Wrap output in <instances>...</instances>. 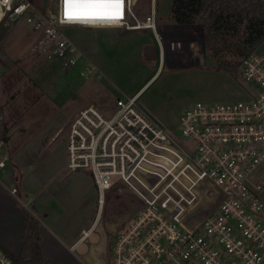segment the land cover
<instances>
[{
  "label": "built area",
  "instance_id": "built-area-1",
  "mask_svg": "<svg viewBox=\"0 0 264 264\" xmlns=\"http://www.w3.org/2000/svg\"><path fill=\"white\" fill-rule=\"evenodd\" d=\"M135 4L124 0L119 20L85 22L67 20L63 0H55L53 16L37 0H0V24L23 20L38 37L37 57L59 61L64 71L88 58L91 77L101 70L86 51L91 41L76 36L79 30L151 33L159 71L205 65L207 40L195 23L162 24L157 0L144 21ZM238 70L246 98L185 108L178 128L187 141L146 113L142 91L118 98L111 114L90 105L74 118L67 167L92 173L98 218L71 251L89 239L114 187L125 188L143 207L94 262L83 264H264V185L256 177L264 162V55H245ZM4 145L1 140L0 150ZM5 167L0 151V173ZM10 192L16 195L18 188ZM0 264H15L1 246Z\"/></svg>",
  "mask_w": 264,
  "mask_h": 264
},
{
  "label": "rangeland",
  "instance_id": "rangeland-1",
  "mask_svg": "<svg viewBox=\"0 0 264 264\" xmlns=\"http://www.w3.org/2000/svg\"><path fill=\"white\" fill-rule=\"evenodd\" d=\"M157 3L160 22L173 26L170 15L172 0H157ZM37 6L41 11L46 9L50 16L54 15L55 0H37ZM151 9L152 0H136L134 10L144 21H149ZM223 12L225 16L231 15L228 21L217 22L210 12L196 17L195 29L207 40L205 65H166L145 87L139 99L140 106L148 115L168 131L175 132L181 140H188L178 128L182 111L198 101L226 103L246 98V83L238 70L240 62L251 52L264 55V42L257 48L247 49L242 55L244 50L241 43L254 33L256 19L231 10ZM238 20L242 22L238 23ZM220 26L235 29L237 33L224 29L225 34H213L211 40L213 31L209 36L210 28ZM176 31L179 32V29ZM98 33L93 36L92 32L79 30L76 36L82 43L84 40L91 41L86 48L90 53L89 50H93L92 41L95 39L98 43L102 35ZM36 36L31 26L23 20H8L0 24V63L6 65L12 61L10 70L0 73V141L5 142L2 159L6 161V167L0 173V246L14 255L20 254L27 235V213H30L39 220L44 235L49 233L46 234V246L52 244L55 248L53 254L58 262L54 264L92 263L97 257L91 261L94 249L91 247L97 246L102 237L109 245L118 229L143 207L125 188L114 187L107 196L102 217L89 239L80 243L75 251H70L73 244L70 241L76 237L79 239L82 229H89L93 219L98 218V199H91V194L97 190L92 173H71L64 165L70 125L83 108L95 105L105 114H111L118 98L135 95L156 74V69H152L155 68L152 63L156 62V54L148 47L142 48L140 54L137 47L123 49V55L118 51L111 59L114 60L112 70L102 67L91 77L87 65L93 71L94 66L88 62V58L81 59L75 68L64 71L59 61L37 57L32 52ZM106 54L107 51L100 48L98 57L93 56L92 52L90 56L99 63ZM222 62L235 66L230 73L220 71L218 66ZM142 64H147L149 69ZM29 168L34 171L32 173L36 180L44 178L48 182L49 186L45 189L49 194L43 197L51 203L55 212L60 207L57 204L60 193L66 197L62 203H67V206L79 200H91L85 205V211L78 210L77 215L69 212V224L63 233L55 226L58 222L51 219L52 213L46 218L31 203L28 204L30 193L26 183L30 177ZM256 177L264 185V162ZM119 181V176L113 177V182ZM12 187L18 188L16 195L10 192ZM61 220L59 218V223L65 221L63 218ZM51 232L55 237H61L64 244L55 243ZM64 234H67V239L63 237Z\"/></svg>",
  "mask_w": 264,
  "mask_h": 264
},
{
  "label": "crops",
  "instance_id": "crops-1",
  "mask_svg": "<svg viewBox=\"0 0 264 264\" xmlns=\"http://www.w3.org/2000/svg\"><path fill=\"white\" fill-rule=\"evenodd\" d=\"M98 32H101V34H102L101 37L99 38V42L97 43L95 41V39H94V41H92L93 50L92 51L89 50V51H90V53L92 52V55L95 56V57L96 56L98 57L100 48H101V50L103 49V50L107 51V54L100 58V62L99 63L96 62L92 58V60L94 61L95 64L98 65L100 70L102 69V67H104V69H111V70L114 68V66H113L114 60H111V59L115 58V54H117L116 52H118V51H119V54L123 55L122 54V50L123 49H127L129 47H137L139 49V54H140L141 50H143L144 48L148 47V48H152L155 51V54H156V62L152 63V64L155 65V68H152V69H156L155 70L156 74L153 76V78H151V80H149L147 83H145V85L141 89H139V91H143L145 89V87L150 82H152V80L155 79L156 76L160 73V71L158 69V56H157V54H158L157 50L158 49H157L156 42L154 41V37H153V35L151 33L147 32V31H145V32H129V33H126V32H122L121 30L111 29V30H103V31L92 32L94 34L93 36H95L96 34H99ZM37 38L38 37L36 36V41H37ZM32 52H33V47H32ZM9 62H12V61H9ZM142 65L145 68H147V70L149 69L147 64L146 65L142 64ZM67 143H68V140H67ZM4 146L0 150L1 151V156H4ZM64 162H65L64 165H66L65 167L68 169V167H67V163H68L67 144H66V148H65V161ZM66 168H64V169L67 170ZM28 171L30 173L29 174L30 175L29 180L26 183L27 191L30 193L29 194L28 204L31 203V205L36 210H38L42 214H45L46 218H49L51 216L50 214L52 213L53 217L51 219H53L54 222H56V223L58 222L57 225L55 224V226L58 228V230L60 232L63 233L64 229L69 224V217H68L69 212H71V213L73 212V214L77 215L78 210L85 211V207H86L85 205H87L88 202H90L91 200L90 201H87L85 199L84 200H79L78 202L77 201L74 202L73 205L69 204L67 206V203H62V201L64 199H66V197L60 193L59 197H57V199L59 201V202H57V204L59 203L60 207L58 208V212H55L54 210H52L51 203L46 202V199L44 198V197H47L48 194H49L48 193V189L47 190L45 189L47 186H49L48 182L44 178L36 180L35 179L36 176H34L33 173H32V172H34V171H32V168H29ZM70 172L71 173H76V172H72V171H70ZM93 180H94V178H93ZM94 185H95V182H94ZM95 188H96V185H95ZM97 192L98 191L96 190L93 194H91V199H93V198L94 199L95 198L98 199ZM70 194L71 193L69 192L68 196H70ZM43 195H45V196L43 197ZM68 203H70V201H68ZM97 210H98V206H97ZM55 213H57V214L55 215ZM65 215H67V216H65ZM96 215H97V211H96ZM35 216H37V215L35 214ZM59 218H60V220H61V218H63L65 221L62 222V223H59V221H58ZM95 221H96V217L93 219V221L90 224V226L88 225L89 226L88 228H90L94 224ZM83 230H86V229H82V231ZM46 232H50V230L46 231ZM46 234H49V233H46ZM46 234L44 235V231H43L42 245H43L44 249L46 250V252H47V254L49 256V263L48 264H54L55 261L58 262V259L53 254V252H55L54 251L55 248L52 246V244H49V246H46L48 244V242H47L48 241V237H46ZM81 234H82V232H81ZM50 236H51L52 240H54V242L57 243L58 245H60V243L64 244V242L62 241L61 237L57 238V237L54 236V234L50 235ZM63 237L66 238V239L68 238L67 234H64ZM80 237H79V239H80ZM79 239H77V237L74 238L71 241L68 239L70 241V243H73L70 246V248H69L70 251H71V247L74 244H76ZM105 244L106 243L104 242V238L102 237L101 242L97 246L91 247L92 249L94 248L93 251H92V255H91V258H92L91 261H93L96 257H98V255L105 248ZM82 264H83V262H82Z\"/></svg>",
  "mask_w": 264,
  "mask_h": 264
},
{
  "label": "trees",
  "instance_id": "trees-1",
  "mask_svg": "<svg viewBox=\"0 0 264 264\" xmlns=\"http://www.w3.org/2000/svg\"><path fill=\"white\" fill-rule=\"evenodd\" d=\"M224 10H231L256 19L254 33L241 43L242 49L244 50L242 55L247 49L257 48L264 42V2L261 0H172L170 15L175 23L192 24L196 22V17L203 12H210L215 16L217 22H222L225 20L228 21L231 17V15L225 16ZM217 11L219 12L218 14ZM240 22L242 21L240 20L238 23ZM224 29L227 31L233 30L232 28H223L221 26L211 27L209 30V36L210 31H213L211 40L213 34H223ZM233 31L237 33L235 29ZM234 66L233 63L222 62L219 63L218 70L230 73ZM27 220V235L21 246L20 254L14 255L4 247H1L13 258L15 264H48L49 256L42 245L43 227L39 220L30 213H27Z\"/></svg>",
  "mask_w": 264,
  "mask_h": 264
},
{
  "label": "snow or ice",
  "instance_id": "snow-or-ice-1",
  "mask_svg": "<svg viewBox=\"0 0 264 264\" xmlns=\"http://www.w3.org/2000/svg\"><path fill=\"white\" fill-rule=\"evenodd\" d=\"M124 0H63L69 21H116L123 17Z\"/></svg>",
  "mask_w": 264,
  "mask_h": 264
},
{
  "label": "water",
  "instance_id": "water-1",
  "mask_svg": "<svg viewBox=\"0 0 264 264\" xmlns=\"http://www.w3.org/2000/svg\"><path fill=\"white\" fill-rule=\"evenodd\" d=\"M10 65H11V62H8L6 65L3 63H0V73L9 71Z\"/></svg>",
  "mask_w": 264,
  "mask_h": 264
},
{
  "label": "bare ground",
  "instance_id": "bare-ground-1",
  "mask_svg": "<svg viewBox=\"0 0 264 264\" xmlns=\"http://www.w3.org/2000/svg\"><path fill=\"white\" fill-rule=\"evenodd\" d=\"M93 233V232H92Z\"/></svg>",
  "mask_w": 264,
  "mask_h": 264
}]
</instances>
